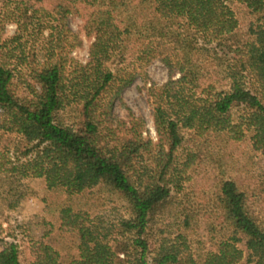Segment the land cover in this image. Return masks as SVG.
I'll use <instances>...</instances> for the list:
<instances>
[{"label":"trees","instance_id":"trees-1","mask_svg":"<svg viewBox=\"0 0 264 264\" xmlns=\"http://www.w3.org/2000/svg\"><path fill=\"white\" fill-rule=\"evenodd\" d=\"M15 3L18 13L8 14L16 31L0 64L6 117L0 129L20 143L0 134V196L15 209L29 194L26 180H41L43 201L54 212L60 208L61 228L70 231L63 247L70 254L60 252L56 235L32 264H264V228L251 212L248 190L233 178L216 189L215 215L229 233L214 251L194 258L183 231L164 238L154 253L147 239L158 211L178 214L174 194L190 180L196 158L179 159L186 132L211 135L226 150L246 130L264 157V0ZM70 15L93 38L84 63L70 53L80 42ZM39 37L36 49L31 45ZM155 60L170 79L151 90L154 141L143 136L139 119L116 127L110 121L117 100ZM66 109L78 110L72 124L60 116ZM239 109L243 115L234 123L231 113ZM96 190L125 200L130 217L86 225L79 200L95 198ZM179 213L191 229L197 215L186 208ZM0 264H22L16 243L0 251Z\"/></svg>","mask_w":264,"mask_h":264},{"label":"rangeland","instance_id":"rangeland-1","mask_svg":"<svg viewBox=\"0 0 264 264\" xmlns=\"http://www.w3.org/2000/svg\"><path fill=\"white\" fill-rule=\"evenodd\" d=\"M16 4L15 0H0V64L5 62L8 56L6 40L11 38L16 31L15 16L9 17L8 14L9 12L16 14L18 7ZM234 9L239 12L238 8L234 7ZM242 18L246 20L245 16ZM68 22L80 41L76 48L70 51L71 56L84 63L88 59L89 47L93 38L87 33L84 22L79 17L70 15ZM39 39V42L31 46L40 49L42 39L41 37ZM24 73H27L26 70ZM169 79V72L160 61L155 60L147 64L133 84L117 100L113 113L115 119L110 121L111 125L116 127L121 122L131 123L139 119L143 125V136L151 137L155 141L156 132L152 116L154 100L151 90L163 86ZM77 115L78 110L75 109H66L60 114L67 124L75 122ZM242 115L241 109L234 110L231 118L234 123H237ZM5 119V113L0 108V124ZM244 133V139L224 150L211 135L199 137L193 130L186 132L183 145L178 151L179 159L181 162H186L191 153H194L196 158L187 171L190 180L184 184L181 193L174 194L173 202L177 207L174 205L172 210L176 209L178 214L171 213L166 208L158 211L150 223L147 239L153 253L164 238L173 239L179 231L190 235V251L194 258L214 251L218 243L227 238L228 225L221 224V220L215 215L218 210L216 189L219 183L227 178L236 179L248 190L251 212L264 228V187L260 188L264 181V157L261 152L252 147L251 133L246 130ZM0 134L10 136L16 143H20V138L16 134L8 135L1 129ZM26 184L29 194L15 209H8L6 196H0V251L10 243H16L19 247L21 263L32 264L44 258L46 245H54L51 239H55L57 235L55 245L60 248L63 255L70 254L68 250H63V247L68 245L70 231L61 228L60 221H58L60 208L58 212H54V206L50 210V207L43 201L44 184L41 180L28 179ZM96 191L98 193L95 198L79 200L81 203L78 209L82 216L87 218L86 225L100 221L113 224L121 218L130 217V209L125 200L106 192H100V190ZM184 208L190 215L194 213L197 215L191 229L188 230L181 225L183 216L179 211L181 212ZM56 246L54 248L58 249ZM120 257L122 258V254ZM239 264L247 263L243 259Z\"/></svg>","mask_w":264,"mask_h":264}]
</instances>
